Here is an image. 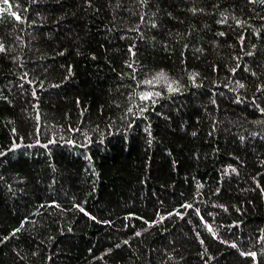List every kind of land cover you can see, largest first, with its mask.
<instances>
[{
	"label": "trees",
	"instance_id": "trees-1",
	"mask_svg": "<svg viewBox=\"0 0 264 264\" xmlns=\"http://www.w3.org/2000/svg\"><path fill=\"white\" fill-rule=\"evenodd\" d=\"M0 264H264V0H0Z\"/></svg>",
	"mask_w": 264,
	"mask_h": 264
},
{
	"label": "snow or ice",
	"instance_id": "snow-or-ice-1",
	"mask_svg": "<svg viewBox=\"0 0 264 264\" xmlns=\"http://www.w3.org/2000/svg\"><path fill=\"white\" fill-rule=\"evenodd\" d=\"M4 3L7 4L8 3V0H4ZM16 19H20L19 16H16Z\"/></svg>",
	"mask_w": 264,
	"mask_h": 264
}]
</instances>
